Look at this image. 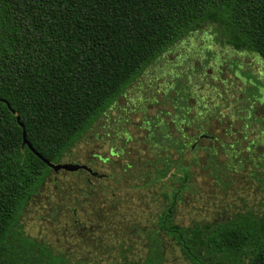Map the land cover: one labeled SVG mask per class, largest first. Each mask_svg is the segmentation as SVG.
<instances>
[{
    "label": "trees",
    "instance_id": "obj_1",
    "mask_svg": "<svg viewBox=\"0 0 264 264\" xmlns=\"http://www.w3.org/2000/svg\"><path fill=\"white\" fill-rule=\"evenodd\" d=\"M206 26L221 42L209 65L166 60ZM232 55L250 57L257 73ZM223 64L231 71L224 79ZM149 69L140 122L123 109L114 115L118 99ZM0 99L45 159L78 162L76 150L95 143L108 155L84 163L96 176L55 173L22 147L23 129L0 101V264H70L23 226L30 202L48 185L66 192L61 172L84 176L95 195H83L97 196L94 203L115 207L119 196L134 193L161 220L191 203L203 207L209 186L226 195L247 185L264 196V0H0ZM100 165L110 166L106 174ZM261 206L231 215L217 209L207 217L211 230L194 223L196 236L223 252L242 250L246 264H264ZM177 238L188 240L182 227ZM113 259L158 263L127 259L123 245Z\"/></svg>",
    "mask_w": 264,
    "mask_h": 264
},
{
    "label": "rangeland",
    "instance_id": "obj_2",
    "mask_svg": "<svg viewBox=\"0 0 264 264\" xmlns=\"http://www.w3.org/2000/svg\"><path fill=\"white\" fill-rule=\"evenodd\" d=\"M211 34L212 32H209L206 26L187 40L188 45H178L176 49L168 53L166 60L182 65L187 58L195 67L201 64L209 65L213 58L210 60L209 53H214L213 56H215L221 51V42L217 41L216 36H210ZM225 54L227 56V53ZM231 58L250 65L248 68L254 74L257 73V66L247 55H232ZM180 69L178 67L177 70ZM220 69L223 70L221 78L230 76L231 71L228 70L226 64L221 65ZM151 72L153 70L149 69L132 85V88L128 89L124 96L118 99V110L113 113L114 115L117 114L119 117V110L123 109L129 112L127 117L132 122H140L142 112L139 110L143 107V101L146 98L142 88H146L148 85L147 78L153 75ZM211 72L210 69H207V74H211ZM156 110V108H151L149 115H153ZM131 132L134 133V130ZM95 153L104 157L108 156L106 147L95 143L91 146L85 145L78 148L76 150V161L78 162L73 163L84 164ZM109 167L107 165L106 168L101 166V168L95 169L106 174ZM83 178L82 175L74 178L61 172L59 181L62 185L67 184L66 192L58 193L55 185H48L47 189L30 202L26 209L23 218L24 230L27 235L45 241L55 252L64 254L70 259V264H114L113 256L118 254L120 245L139 246V241L129 232L131 223H128V220L134 219V217H130L131 214L143 218L145 213L152 212V210L144 200H139L142 197H136L134 193L119 196L115 207H109L106 203H94L97 196L83 195L84 192L95 195L93 188L84 186ZM94 181L97 183L98 180L94 179ZM70 190L74 192L69 193ZM192 199H194L193 196ZM202 201L203 207L198 203L182 207L179 211L180 216H184L185 219L196 218L197 221L205 222L208 220L207 217L210 218L214 212L218 211L217 209H220L219 213L221 211L233 213L236 210H243L245 206L251 207L249 205H259V203H262L261 207L264 208V196L260 194L258 196L257 190L247 185H238L226 195L214 191L209 186L205 189ZM75 204L78 205L74 212L71 206ZM224 213L222 212L220 216ZM73 216L78 219H73ZM127 218L130 219L127 220Z\"/></svg>",
    "mask_w": 264,
    "mask_h": 264
},
{
    "label": "flooded vegetation",
    "instance_id": "obj_3",
    "mask_svg": "<svg viewBox=\"0 0 264 264\" xmlns=\"http://www.w3.org/2000/svg\"><path fill=\"white\" fill-rule=\"evenodd\" d=\"M258 207V205H249ZM241 211V210H240ZM172 213V210H169ZM228 214H233L228 212ZM224 213V216H228ZM155 211L144 214L141 219L128 221L131 223L129 232L139 241V246H124V252L127 259L132 261L139 258L143 263L149 256L154 258L157 264H246L244 259H248V255L242 250L223 252L214 246L212 242L207 241L206 237L200 240L196 236V228L194 223L199 222L194 218H178L161 220L157 217ZM161 215V212L159 213ZM158 215V216H159ZM218 215L213 213L211 216ZM222 215V216H223ZM212 221H205L209 226ZM180 227L188 234V240L181 243L177 238L180 233ZM201 230H206L201 228ZM113 253V252H112ZM114 254V253H113ZM231 258L228 261V258ZM131 261V262H132Z\"/></svg>",
    "mask_w": 264,
    "mask_h": 264
},
{
    "label": "water",
    "instance_id": "obj_4",
    "mask_svg": "<svg viewBox=\"0 0 264 264\" xmlns=\"http://www.w3.org/2000/svg\"><path fill=\"white\" fill-rule=\"evenodd\" d=\"M0 101L4 102L5 104H7L8 108L13 112V114L16 116L17 122L19 124V126L23 129V141H22V147H28L39 159H41L49 168H51L55 173H59L60 171H65V172H69V173H75L78 172L80 170H86L89 173L93 174V175H97V173L93 172V170L89 167H87L84 164H80V163H71V162H65V163H58L55 164L47 159H45L40 153H38L34 147L32 146V144L29 142L28 138H27V131L25 129L24 124L21 122L19 116L17 115V113L11 108L10 104L3 100L0 99Z\"/></svg>",
    "mask_w": 264,
    "mask_h": 264
}]
</instances>
